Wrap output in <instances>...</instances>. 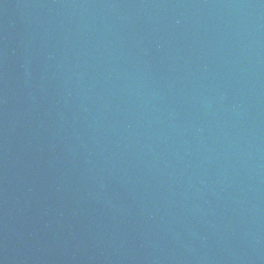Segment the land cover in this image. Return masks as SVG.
Wrapping results in <instances>:
<instances>
[{
    "label": "water",
    "instance_id": "obj_1",
    "mask_svg": "<svg viewBox=\"0 0 264 264\" xmlns=\"http://www.w3.org/2000/svg\"><path fill=\"white\" fill-rule=\"evenodd\" d=\"M0 232L264 264V0H0Z\"/></svg>",
    "mask_w": 264,
    "mask_h": 264
}]
</instances>
